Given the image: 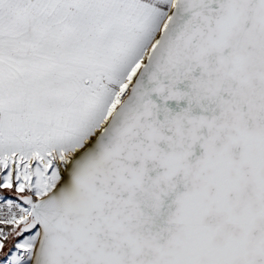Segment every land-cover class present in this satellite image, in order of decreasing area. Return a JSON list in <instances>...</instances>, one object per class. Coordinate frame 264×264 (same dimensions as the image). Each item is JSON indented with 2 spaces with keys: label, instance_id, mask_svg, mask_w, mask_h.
<instances>
[{
  "label": "snow or ice",
  "instance_id": "1",
  "mask_svg": "<svg viewBox=\"0 0 264 264\" xmlns=\"http://www.w3.org/2000/svg\"><path fill=\"white\" fill-rule=\"evenodd\" d=\"M0 264H264V0H0Z\"/></svg>",
  "mask_w": 264,
  "mask_h": 264
}]
</instances>
